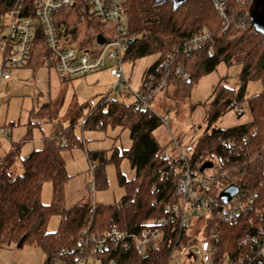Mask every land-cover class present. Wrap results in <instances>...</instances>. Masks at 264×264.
<instances>
[{
    "label": "trees",
    "instance_id": "16d2710c",
    "mask_svg": "<svg viewBox=\"0 0 264 264\" xmlns=\"http://www.w3.org/2000/svg\"><path fill=\"white\" fill-rule=\"evenodd\" d=\"M19 1L0 0V17ZM22 1L26 15H33L36 0ZM122 7L128 24L127 37L133 40L125 59L160 54L145 73L142 83L149 75L164 78L165 87L177 86L175 97L180 94L187 98L200 77L214 71L221 62L230 65L237 55H243L239 89L223 83L214 87L213 101L205 115L207 130L194 145L190 159L193 166L199 165L198 170L202 173L213 165L214 157L222 161L221 172L230 177L219 174L220 186L213 188L214 193L236 184L257 194L260 214L254 212L237 223H222L216 228L222 251L246 248L252 237L264 233V29L253 19L255 1L229 0L228 12L235 15L236 21L245 24L240 29L231 25L226 29L225 19L212 0H123ZM68 9L55 16L63 48L71 44L79 29ZM231 22L233 25L234 21ZM204 30L212 39L211 53L209 46L202 47L194 57L179 52L193 33ZM97 35L95 33L94 39ZM168 55L174 58L169 64L170 70L161 67ZM58 62L56 53L47 45L42 27L37 25L29 60L24 67L36 69L47 65L56 68ZM178 65L188 73L186 80L175 72ZM250 81L262 83V91L247 98L252 119L227 129L212 128L227 111L238 109L239 114L242 113L240 109ZM161 124L160 117L151 110L116 100H105L86 118L85 127L106 129L112 126L130 132V148L122 151L114 148L109 156L105 151L90 153V158L98 162L92 163L97 187L107 185L105 166L113 162L117 167L118 181L125 189V195L111 205L93 206L87 202L66 207L64 188L69 176L61 152L64 148L81 145L78 140H73L71 130L50 136L45 139L43 148L24 157L21 174L14 170L21 147L12 144L11 149L0 156V245L18 244L23 240L22 245L30 243L42 248L45 264H65L73 257L65 256L64 251H77L84 230L101 233L113 227L136 229L145 220L165 216L166 207L179 202L176 186L181 176V163L164 159L166 147H161L154 137V131ZM124 158L129 160L135 173L131 179L120 170ZM46 182L53 186L49 205L43 204L41 198ZM53 216L60 217V225L57 231L49 232L47 227ZM205 235L210 234L206 232ZM172 238L173 234H170L159 248L121 252L117 260L119 264H169ZM191 240V234H185L180 250L191 244Z\"/></svg>",
    "mask_w": 264,
    "mask_h": 264
},
{
    "label": "rangeland",
    "instance_id": "374dc122",
    "mask_svg": "<svg viewBox=\"0 0 264 264\" xmlns=\"http://www.w3.org/2000/svg\"><path fill=\"white\" fill-rule=\"evenodd\" d=\"M73 2L68 12L79 29L77 36L71 41L72 47L86 51L92 45L95 33L103 34L108 41L115 38L112 22L101 19L98 21L91 11L88 15L85 14L82 0ZM253 19L264 29V5L253 10ZM3 53L4 49L0 47V68L4 60ZM159 55L155 53L135 60L125 59L123 71L131 90L127 87L115 90V79L110 75L109 69L65 81L58 76L55 67L47 65L36 69L26 66L5 70L9 72L10 78L5 80L0 77V156L5 155L12 144L20 145V157L14 170L21 174L24 157L35 149L43 148L45 139L50 136L71 130L75 137L73 140H78L81 145L64 148L61 152L69 176L64 188L66 207L87 202L93 206L111 205L119 201L125 195V189L119 184L116 165L110 162L105 166L107 185L97 187L92 163L98 162L90 158V153L105 151L109 156L114 148L119 151L130 148V132L128 129L112 126L94 129L85 127L84 122L105 100L132 104V93L142 88L145 73ZM242 60L243 55H237L230 65L221 62L214 71L203 75L192 85L187 98H182L180 94L175 97L177 86L169 85L164 86L151 101L150 107L158 116H169L168 124L162 123L154 131V137L161 147H166V152L176 154L175 141L182 147L198 142L208 127L205 115L213 101L214 87L223 83L238 90ZM261 91V81H250L246 86V100L241 105L242 113L239 114L238 109L229 110L212 128L227 129L250 121L252 116L247 98ZM4 130L10 133L9 137L4 135ZM73 140L70 142H74ZM120 170L129 179L135 175L126 158L121 161ZM52 195V183L46 182L41 196L43 204L49 205ZM59 225L60 217L53 216L47 230L55 232ZM190 249L198 252L196 247L192 246ZM45 263L46 255L37 245H0V264ZM169 264H199V259L198 262L196 258L187 259L184 250L179 247Z\"/></svg>",
    "mask_w": 264,
    "mask_h": 264
},
{
    "label": "built area",
    "instance_id": "2783aa9c",
    "mask_svg": "<svg viewBox=\"0 0 264 264\" xmlns=\"http://www.w3.org/2000/svg\"><path fill=\"white\" fill-rule=\"evenodd\" d=\"M82 9L88 14L90 11L97 18L112 22L115 28V38L106 39L102 45L94 44L86 51L67 45L63 48L59 41V29L55 16L73 6V0H36L33 15H26L24 2L19 1L8 13L0 17V47L6 54L0 77L10 78L8 71L12 68L24 67L30 56L32 41L37 25H40L46 37L48 47L58 57L56 70L61 79L82 77L93 72L109 69L110 75L115 79L116 88H129L128 80L123 71V63L129 52L130 43L128 24L123 11V0H82ZM217 10L226 22V29L234 26L243 28V21H236L235 15L230 14L229 0H212ZM234 13V12H233ZM234 21L232 25L231 21ZM65 25H62V29ZM61 29V30H62ZM7 30V32H5ZM96 39V38H95ZM96 41V40H95ZM212 39L206 30L193 33L180 49V53L187 57H194L204 46H209ZM208 51L211 53L212 46ZM174 61L168 55L161 63V67L170 70L169 64ZM178 65L176 73L181 74L183 80L189 75L182 71ZM164 78L157 79L149 75L144 79L142 88L134 95L133 105L139 109H149L151 101L164 88ZM131 90V89H130ZM155 113V112H154ZM162 123L168 124L169 116H159ZM9 132L4 130V135L9 137ZM176 154L164 152L165 160H178L181 163V174L176 186V195L179 202L165 209V216L145 220L136 229H112L101 233H89L84 230L79 240L77 251L65 250L64 255L73 257L65 264H119L117 255L121 252L159 248L165 239L173 234L170 258L179 249L185 234H191L192 242L185 247L184 255L187 259L196 258L199 264H264V233L251 238V244L246 248L239 247L234 250L222 251L218 245L220 234L216 228L224 223H237L241 219L256 212L258 196L255 192H248L239 188L238 193L225 203L220 198V193H214L213 188L219 187V174L230 176L221 172L223 167L218 157H214L209 168L204 173L198 170L199 165L191 164L190 155L194 145L182 147L175 141ZM207 171L211 173H207ZM202 213V214H201ZM208 232L210 235L206 236ZM196 247L198 252L191 251Z\"/></svg>",
    "mask_w": 264,
    "mask_h": 264
},
{
    "label": "water",
    "instance_id": "95a60500",
    "mask_svg": "<svg viewBox=\"0 0 264 264\" xmlns=\"http://www.w3.org/2000/svg\"><path fill=\"white\" fill-rule=\"evenodd\" d=\"M174 1L177 2V1H180V0H174ZM254 21H255V19H254ZM96 42H97L98 45L104 44L106 42V39H105L104 35L98 34L96 36ZM132 42H133V40L129 41L130 44ZM117 89L118 88H115V90H117ZM209 166H211V164ZM238 191H239V187L236 184H231V185L227 186L226 188H224L221 191L220 198L222 199L223 202L228 203L238 193ZM22 243H23V240H21L18 243V247H21Z\"/></svg>",
    "mask_w": 264,
    "mask_h": 264
},
{
    "label": "flooded vegetation",
    "instance_id": "af4514ba",
    "mask_svg": "<svg viewBox=\"0 0 264 264\" xmlns=\"http://www.w3.org/2000/svg\"><path fill=\"white\" fill-rule=\"evenodd\" d=\"M255 6L261 8L262 5H264V0H254Z\"/></svg>",
    "mask_w": 264,
    "mask_h": 264
},
{
    "label": "crops",
    "instance_id": "0c3cea01",
    "mask_svg": "<svg viewBox=\"0 0 264 264\" xmlns=\"http://www.w3.org/2000/svg\"><path fill=\"white\" fill-rule=\"evenodd\" d=\"M94 40H95V39H94ZM94 40H93L92 45H91L89 48H91L92 46H94V44H95ZM89 48H88V49H89ZM3 54H5V53H3Z\"/></svg>",
    "mask_w": 264,
    "mask_h": 264
}]
</instances>
